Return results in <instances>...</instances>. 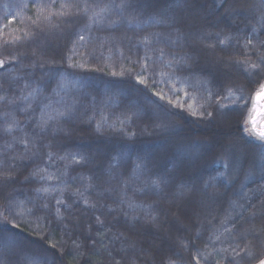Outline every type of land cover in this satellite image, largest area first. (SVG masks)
<instances>
[{
    "label": "snow or ice",
    "instance_id": "1",
    "mask_svg": "<svg viewBox=\"0 0 264 264\" xmlns=\"http://www.w3.org/2000/svg\"><path fill=\"white\" fill-rule=\"evenodd\" d=\"M3 6L31 16L22 35L5 34L23 19L21 12L0 25V264H96L94 257H102L100 264H137L142 257H152L143 264H264V200L230 220L221 221L223 206L215 213L221 201L233 206L246 197L242 177L264 183V128L258 150L246 140L256 131L248 127V104L253 96L264 99V0H179L175 8L167 0H11ZM223 17L234 26L221 27ZM106 46L132 67L106 70L98 55ZM164 70L186 85L191 104L156 90ZM233 90L243 103H221ZM189 92H202L205 103L197 106ZM192 124L205 129L204 138L177 131ZM79 125L89 129L95 148L67 143ZM210 164L218 167L209 172ZM141 177L140 194L167 192L171 209L131 202L126 190ZM225 183L236 189L227 199L219 190ZM137 209L177 223L183 217L215 239L205 242L197 230L180 240V252L175 245L167 253L147 250L126 235H139L129 226ZM5 225L39 234L45 243ZM54 232L61 235L49 245ZM218 242L228 247L217 248Z\"/></svg>",
    "mask_w": 264,
    "mask_h": 264
},
{
    "label": "trees",
    "instance_id": "2",
    "mask_svg": "<svg viewBox=\"0 0 264 264\" xmlns=\"http://www.w3.org/2000/svg\"><path fill=\"white\" fill-rule=\"evenodd\" d=\"M179 0H167V6L170 8H175ZM11 3V0H0V25L6 24L7 21L4 19L5 16L13 15L16 12H21V16L23 19L21 20L20 16L17 17V20L15 23L8 25V27L5 29V34L11 33L13 36L15 35H22V29L26 28L28 24L30 23L29 17L31 16V13L28 10L21 11L20 9H13L12 7H8L7 9L4 8V4ZM216 11L222 12L223 9L219 6V2L217 3ZM225 25H228L230 28L234 26V22L231 17H223V24H221V27H224ZM235 26H239L241 29L245 28V25L243 23H240V20L237 19L235 21ZM258 27V25H256ZM250 33V29H247ZM148 31H159V29H148ZM119 34V33H117ZM131 35V33H129ZM27 50V49H25ZM125 56L128 55L127 49H124ZM98 55L101 57V64L106 68V70H119L117 66H122L123 68H130L132 65L128 64L126 61L122 63L121 59L119 58L117 52L115 49L111 46H106L103 49H100L98 51ZM241 59L243 57H240ZM135 59V57H133ZM137 71H139V67L136 68ZM165 71V75H161L157 77V85L156 90L162 92L165 96L173 98L175 103L178 104H191L192 100L187 99L184 95V91L186 90V85L176 81L168 79L167 70ZM39 75V73H38ZM99 75V74H96ZM105 79H112L111 77H105ZM164 81H167L166 83ZM152 86L151 84L149 85ZM74 85L69 83L68 88H73ZM197 87H201V85H197ZM63 95V93H61ZM189 95L192 96L193 99L197 100V106L199 104H204L205 101L201 98V93H195V92H189ZM240 96V93L238 91L233 90L231 95L226 94V98L221 99V103H227L230 105L240 103L242 104L243 101H239L237 98ZM56 97H53V102H55ZM253 99V98H252ZM248 104V112L252 103ZM112 109H105V114L108 115ZM247 112V116H248ZM246 116V119H247ZM18 119H20L22 122L24 121L23 116H19ZM192 118H189V122ZM97 120H99V117H97ZM110 123H116L117 127H121L120 123L118 121H114L111 119L109 120ZM127 130V126H124ZM178 132H180L181 135H191L193 138H204L205 136V129L197 126L195 124H192L187 130L178 129ZM110 130L106 131V135H110ZM246 140L248 141L249 145L256 150L259 149L261 141L254 138V137H246ZM67 143L72 145H80L81 147L86 146L88 144H92L95 148L97 141L94 140L91 132L85 125H79L77 126L74 131H72L71 139L67 141ZM138 147H143L146 149H158L159 145L155 143H138ZM102 164V158L97 160L96 165H94V168L99 169V166ZM163 166V164H162ZM218 167V165L210 164V167L208 169L209 172H212L214 168ZM222 170V169H221ZM146 178L141 177L137 179L134 182H131V186L129 189L126 190L127 196L130 198L131 202L134 204H150L153 201H158L161 204V207L165 210L171 209L172 205L170 203L169 199H166V197L169 195L167 192H165L163 195L157 196L155 194L150 195H141L140 189L143 187L144 181ZM241 182L244 183L246 192V197L239 198L236 200L235 204L233 206H228L225 204L224 201H221L220 204L215 206V213H221V207H224V214L221 215L220 219L221 221L224 220L225 216L228 217L230 220L231 218L238 217L239 215H248L249 209L248 205L250 203H258L260 200H264V195H262V189H264V183L261 182V178L259 176H251L248 178H241ZM219 187V185H218ZM237 188H239V185H237ZM221 192L226 193V199L229 197H232L233 192L236 191V189H233V186L231 183H225L222 188L219 189ZM105 203L109 204L111 207H116L115 204H112L111 200L105 201ZM156 216V220L153 221L151 219L152 216ZM132 216L139 217L140 223H137L136 221H133L131 219ZM130 225H135V231L139 233V235H133L130 232H126V235L132 236V239L139 242L140 246H143L147 250H151L153 248L155 249H163L165 253L169 252V248L172 245H175V250L177 252L181 251L179 242L180 240L184 239L186 236H194L196 231L199 230L204 235V241L209 242V237L212 238V240L215 239V236L212 235L211 231L205 232L203 228L194 229L192 222L189 220L181 218V223H177L171 216H164L160 212H152V211H145L142 209H137L135 212L130 213L129 216ZM115 223V221H113ZM203 224V221L200 222ZM121 224H123V220L121 219ZM213 224L215 225V228L217 229L216 235H221L223 233V227L220 226V223L217 221H213ZM226 226L231 227V224H227ZM5 228H8L10 230L15 231L21 238L31 240L36 245H42L45 243V241L40 240L39 234L32 235L30 230L24 231L21 229H11L10 225H5ZM33 228H35V224L32 225ZM119 227V225H118ZM116 229H113L115 231ZM121 231H124V228H120ZM61 234L60 233H53V236L50 240L47 241V243L50 245L51 243H55L56 239L59 238ZM227 239V234L221 235V240L225 241ZM184 243H187V240H184ZM217 248L220 247H228V244L225 243H217ZM208 250H211L210 243ZM185 255L187 253L185 252ZM96 264H100L102 261V257H94L93 258ZM144 259H152V257H142L141 260L137 261V264H143ZM81 264H84L82 261ZM177 264H179V261H177Z\"/></svg>",
    "mask_w": 264,
    "mask_h": 264
},
{
    "label": "rangeland",
    "instance_id": "3",
    "mask_svg": "<svg viewBox=\"0 0 264 264\" xmlns=\"http://www.w3.org/2000/svg\"><path fill=\"white\" fill-rule=\"evenodd\" d=\"M263 102L264 99L253 96L252 103L247 116L248 127L250 129L254 127L256 130L252 137L258 140V133L262 129V121L264 120ZM252 121L255 122L254 125Z\"/></svg>",
    "mask_w": 264,
    "mask_h": 264
},
{
    "label": "water",
    "instance_id": "4",
    "mask_svg": "<svg viewBox=\"0 0 264 264\" xmlns=\"http://www.w3.org/2000/svg\"><path fill=\"white\" fill-rule=\"evenodd\" d=\"M263 111H264V102H263ZM262 128H264V120L262 121Z\"/></svg>",
    "mask_w": 264,
    "mask_h": 264
}]
</instances>
